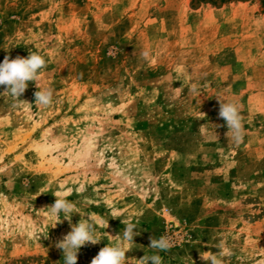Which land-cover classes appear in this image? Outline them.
<instances>
[{
    "label": "rangeland",
    "instance_id": "374dc122",
    "mask_svg": "<svg viewBox=\"0 0 264 264\" xmlns=\"http://www.w3.org/2000/svg\"><path fill=\"white\" fill-rule=\"evenodd\" d=\"M29 52L54 97L35 105L33 82L0 95V264H63L71 229L47 207L65 194L101 239L77 264L129 222L141 234L126 258L168 236L163 264H204L220 240L223 264H264L261 0H0V63ZM218 99L240 107L243 143Z\"/></svg>",
    "mask_w": 264,
    "mask_h": 264
},
{
    "label": "clouds",
    "instance_id": "9594fccd",
    "mask_svg": "<svg viewBox=\"0 0 264 264\" xmlns=\"http://www.w3.org/2000/svg\"><path fill=\"white\" fill-rule=\"evenodd\" d=\"M143 56L147 58L149 53L145 51ZM46 68L45 56L36 52H29L27 57L17 56L14 59L5 56L3 62L0 63V86L4 88L0 95L8 94L15 100L20 101V97L28 88L29 82H33L38 89L34 92V104L44 108L51 106L53 104L54 89L50 86L44 87L41 85V72ZM192 90L195 91V88ZM219 102L218 117L226 122L228 141L234 144L243 143L246 132L240 107L234 102H222L221 100ZM69 192H71V189H69ZM54 196L56 197L55 202L47 207L50 215L58 218L63 213V220L69 222L71 229L55 243V247L62 250L63 264H77L78 253L82 247L96 245L101 241L97 236L96 223L89 217L86 221L80 220L77 224H73V213H79L76 211V204L66 198L67 194ZM140 234L141 231L138 229L137 224L126 223L122 236L120 233L115 235L121 243L106 245L100 249L98 254L91 260V264H134V261H139V264H163V258L159 253L167 252L174 246V242L168 236H161L158 239L153 238V236L149 237L150 244L148 248L154 250L153 254H145L140 259L126 258V252L132 248L129 247L126 250L124 242L134 244V237ZM216 249L218 251L215 253H200L201 261L204 264H223L222 258L230 257L233 254L224 240H220L216 245Z\"/></svg>",
    "mask_w": 264,
    "mask_h": 264
},
{
    "label": "trees",
    "instance_id": "16d2710c",
    "mask_svg": "<svg viewBox=\"0 0 264 264\" xmlns=\"http://www.w3.org/2000/svg\"><path fill=\"white\" fill-rule=\"evenodd\" d=\"M208 1L215 4V3L227 2L229 0H208ZM261 4H262V6H264V0H261Z\"/></svg>",
    "mask_w": 264,
    "mask_h": 264
}]
</instances>
